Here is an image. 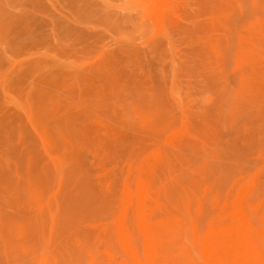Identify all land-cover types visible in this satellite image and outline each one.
<instances>
[{"label": "rangeland", "instance_id": "374dc122", "mask_svg": "<svg viewBox=\"0 0 264 264\" xmlns=\"http://www.w3.org/2000/svg\"><path fill=\"white\" fill-rule=\"evenodd\" d=\"M234 263L264 264V0H0V264Z\"/></svg>", "mask_w": 264, "mask_h": 264}, {"label": "bare ground", "instance_id": "6f19581e", "mask_svg": "<svg viewBox=\"0 0 264 264\" xmlns=\"http://www.w3.org/2000/svg\"><path fill=\"white\" fill-rule=\"evenodd\" d=\"M250 115H253V117L254 116H257L256 114H253V113H251ZM260 115V114H259ZM252 116H250V119H255V117L253 118H251ZM196 126V125H195ZM201 129V128H200ZM203 129V128H202ZM202 132V131H201ZM205 133V132H204ZM205 135H207V134H205ZM138 177V176H137ZM136 177V178H137ZM255 177V178H254ZM139 178V177H138ZM253 178L254 179H257V177H256V174H255V176L253 175ZM136 180V179H135ZM135 182H137V181H135ZM140 182V183H139ZM136 184H138V186H136L135 188H136V190H135V188H133L132 190L133 191H135V192H133V191H131L130 192V190L129 189H124V193H125V196H128L130 193L132 194V192L134 193V196H135V207H137L139 210H140V207H141V203H140V193H141V191H142V185H140L141 184V181H140V179H138V182L136 183ZM238 190V191H237ZM237 192L235 193L234 192V195H233V198H236L237 196H240V195H242L241 193H242V186H240V187H238L237 188ZM130 194V195H131ZM130 195H129V197H130ZM198 195V194H197ZM196 195V196H197ZM225 195V194H224ZM195 196V198H197ZM193 198H194V196L190 199V200H187L186 199V197L185 196H182V203L184 204V206L185 207H188V206H190L191 205V203H192V201H193ZM136 199H137V201H136ZM198 199V198H197ZM126 200V199H125ZM231 200V199H230ZM233 200V199H232ZM235 200V199H234ZM233 200V201H234ZM237 201H238V198H237ZM232 202V201H231ZM234 203V202H233ZM232 203V205H234V207H232L233 208V211H234V209H237L236 211H237V214H240L239 213V211H240V204H238V205H236L235 206V203L233 204ZM137 208H135L136 210H137ZM139 210H137V211H139ZM236 214V216H238ZM244 213H242V215H243ZM235 216H233V220H235L233 223H234V228H235V225L237 226L236 227V229L234 230V236L235 237H237V241H238V248H237V250H236V254H235V256H236V260H237V263H242L243 262V258L246 256V253L248 252L247 251V246H246V237H247V235H246V232H245V230L243 229V226H241L240 227V225L242 224V222H243V220L240 218L241 216H239V218H237L236 219V217L234 218ZM244 217V216H243ZM159 223H161L160 221H158ZM145 222L143 221L142 222V220L140 221V225L142 226V228L143 227H145L146 228V226H145ZM163 225H166L167 223H162ZM245 224V223H244ZM243 224V225H244ZM144 225V226H143ZM141 228V229H142ZM144 229V228H143ZM227 229V228H226ZM146 236V239L148 238H150V236H148V235H145ZM204 237V241H207L209 244H210V248L212 247L213 249H222V245L219 243V237H220V235L218 234V232L216 231V229L213 227V225H212V223H210V225L208 226V228L206 229V231H205V235L203 236ZM123 239V238H122ZM203 240V239H202ZM222 251V250H221ZM235 264V263H234Z\"/></svg>", "mask_w": 264, "mask_h": 264}]
</instances>
